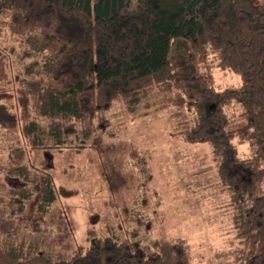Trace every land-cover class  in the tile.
I'll return each instance as SVG.
<instances>
[{
	"label": "trees",
	"instance_id": "trees-1",
	"mask_svg": "<svg viewBox=\"0 0 264 264\" xmlns=\"http://www.w3.org/2000/svg\"><path fill=\"white\" fill-rule=\"evenodd\" d=\"M0 23L26 44L31 60L22 84L36 116L22 122L28 149L12 148L16 162L8 171L36 185L41 211L58 199L54 173L33 177L27 158L41 153L48 163L53 149L71 146L73 125L88 140L94 119L115 101L133 112L157 93L163 107L188 111L191 118L177 132L212 145L218 174L236 202L235 235L215 260L264 264V0H0ZM213 65L238 74L240 84L217 89ZM9 79L0 48V95ZM231 102L242 105L246 121L229 129L225 105ZM5 117L12 115L0 98L1 124ZM236 138L248 142L250 156L240 155ZM10 190L23 200L32 196L26 186ZM13 226L12 219L0 220L2 232ZM88 232L89 243L67 254L10 240L0 245V264H196L182 236L143 244L137 230Z\"/></svg>",
	"mask_w": 264,
	"mask_h": 264
},
{
	"label": "rangeland",
	"instance_id": "rangeland-1",
	"mask_svg": "<svg viewBox=\"0 0 264 264\" xmlns=\"http://www.w3.org/2000/svg\"><path fill=\"white\" fill-rule=\"evenodd\" d=\"M0 48L10 70L0 98L12 115L0 123V220L12 219L14 225L7 232L0 230V245L23 240L42 251L67 254L89 243V228L102 237L137 230L136 239L143 244L160 237H185L196 264H219L215 252L227 248L235 235L231 217L236 202L232 204L230 189L218 174L212 145L189 142L177 132L191 118L188 111L163 107L157 93L133 112L115 101L94 119L88 140L79 138L72 124L71 146L53 149L48 163L41 153L27 158L33 177L47 169L54 173L58 199L47 212L41 211L36 185L8 171L16 162L12 148L28 149L20 133L22 122L36 117L22 84L27 77L24 65L31 59L24 54L23 39L3 23ZM212 72L217 89L241 82L228 68L213 65ZM225 110L231 115L227 128L246 121L241 104L228 103ZM234 141L241 156L252 154L248 142ZM15 186H26L32 196L21 199L10 190Z\"/></svg>",
	"mask_w": 264,
	"mask_h": 264
}]
</instances>
